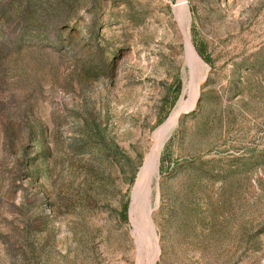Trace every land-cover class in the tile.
Instances as JSON below:
<instances>
[{"label":"rangeland","instance_id":"rangeland-1","mask_svg":"<svg viewBox=\"0 0 264 264\" xmlns=\"http://www.w3.org/2000/svg\"><path fill=\"white\" fill-rule=\"evenodd\" d=\"M152 259L264 264V0H0V264Z\"/></svg>","mask_w":264,"mask_h":264},{"label":"bare ground","instance_id":"bare-ground-1","mask_svg":"<svg viewBox=\"0 0 264 264\" xmlns=\"http://www.w3.org/2000/svg\"><path fill=\"white\" fill-rule=\"evenodd\" d=\"M180 1V0H179ZM189 50H190V53H191V55L194 57V58H198V54H197V52L194 50V48H193V46L189 43ZM186 51H188V50H186ZM201 59V58H200ZM201 62V61H200ZM196 64V63H195ZM193 91V90H192ZM196 94V93H195ZM193 96V95H192ZM196 97H197V95H196ZM192 98V97H191ZM196 99V98H195ZM194 101V100H193ZM182 102V101H181ZM192 102V101H191ZM194 103V102H193ZM187 104V103H186ZM187 106V105H186ZM192 106H193V104H192ZM178 111V110H177ZM178 116V115H177ZM176 119V116H172V117H170L168 120H167V122L165 123V124H162L163 126L161 127V128H159V130L157 131V136H158V138H162V136L169 130V128L172 126V124L173 123H175L174 121H176L175 120ZM157 139V138H156ZM161 140V139H160ZM155 144H156V142H155ZM160 145V144H159ZM155 146V145H154ZM161 151V150H160ZM150 152V151H149ZM151 153V152H150ZM149 156V155H148ZM160 156V155H159ZM147 157V156H146ZM148 158V157H147ZM157 158H158V155H157V152H155V154H154V158H153V166L155 167V165H156V163H157ZM160 159V158H159ZM150 167V166H149ZM151 170H152V168H150ZM149 170V169H148ZM145 171H146V169H145ZM150 171V170H149ZM142 172V171H141ZM149 174V173H148ZM148 174H146L145 175V177H144V179L142 180L144 183L146 182V179H147V177H148ZM141 175H142V173H141ZM140 181V180H139ZM137 184V183H136ZM149 184V183H148ZM147 186V185H146ZM149 186V185H148ZM149 188V187H148ZM147 189V188H146ZM144 195V194H143ZM147 197V196H146ZM144 199V198H143ZM144 202L146 201V200H143ZM148 201V200H147ZM142 215V214H141ZM132 216V215H131ZM146 218V217H145ZM151 220V219H150ZM144 223V222H143ZM152 226H154V225H152ZM154 228V227H153ZM141 231V230H140ZM147 232H148V230H147ZM144 234V233H143ZM153 235V234H152ZM149 237V236H148ZM148 242V241H147ZM144 243V242H143ZM142 246V245H141ZM141 246L139 245V247L141 248ZM143 247V246H142ZM159 247V246H158ZM157 245H156V250H157ZM154 248V247H153ZM139 251H141V250H139ZM158 251H159V248H158ZM140 257V256H139ZM149 259V258H148ZM156 259V258H155ZM155 259H152L153 261L150 263V264H154V262H155Z\"/></svg>","mask_w":264,"mask_h":264}]
</instances>
